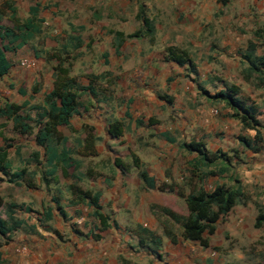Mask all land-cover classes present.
I'll use <instances>...</instances> for the list:
<instances>
[{
	"label": "crops",
	"instance_id": "obj_1",
	"mask_svg": "<svg viewBox=\"0 0 264 264\" xmlns=\"http://www.w3.org/2000/svg\"><path fill=\"white\" fill-rule=\"evenodd\" d=\"M89 1L92 0H86ZM147 2H153L156 10L153 16L147 15L154 25L153 39L148 36L127 37L133 32L119 28H111L106 34L94 29L87 35L78 30L84 28L82 23L77 25L73 21L67 23L69 31L57 36V48L66 53L78 54L80 48L87 47L89 51L86 68H81L83 61L78 58L74 63L75 71L69 69V74L87 88L81 90L80 105L77 112L70 116L69 125L58 127L61 137L66 138L65 143H57L58 152L65 147L76 162L71 166L59 163L53 173L49 172L51 165L46 161L45 147L36 144L34 134L37 129L32 128L28 135L33 138V151L13 169H24V176L11 183L27 187L26 191L33 195L40 210L36 216L29 215L31 210L25 208V215L17 216L24 222L0 245V264H230L234 257L232 251L216 250V241L226 248V233L255 234L261 227L255 226V220L259 209L264 213V86L253 84L254 90L249 95L258 106L257 118L261 122L262 136V147L252 151L242 143V139H254L256 130L244 127L239 119L231 115L232 109L223 101L212 99L201 91L203 88L212 95L233 83L222 80L215 91L208 90L203 85V78L199 77L198 65L191 58L196 69V72L191 70L195 75V85L193 82L179 84L174 80L169 87L167 80L171 78L168 77L166 64L179 69L188 66L163 59L167 46L181 47L183 43L181 33H176L173 38L175 30L193 31L190 41L197 47L196 55L215 54V47L205 41L212 36V31H209L212 24L219 21L215 19V13L226 8L227 3L224 5L216 0ZM250 3L251 6L246 7V2L242 9L250 17L259 18L264 14V0H252ZM34 4L38 5L37 16L41 18L40 3L34 0L29 7ZM168 19H173L172 24L164 28L165 24H169ZM187 19L194 20L193 28L188 26ZM43 21L40 19L38 23ZM174 21L178 22V28ZM139 23L141 27L140 19ZM230 24L224 28L227 32H230ZM116 30L124 34L120 45L115 42L113 31ZM160 30H165L162 35L163 51L160 57H153L152 53L160 51L155 43ZM41 32L35 31L28 42L38 38ZM50 36L46 39H54ZM133 38L142 40L143 44L131 43ZM254 39L251 36L248 41ZM248 41L244 47L238 48L222 40V50L229 53L236 51L239 61L244 64L243 69L247 63L242 53ZM32 51L33 72L37 75L45 70L51 84L45 83L47 89L42 95H38L41 87L36 92L30 87L29 99L24 102L31 104L39 98L38 103L32 104H43L44 94L52 88L55 58H46L47 52L41 55L42 50L35 47ZM94 54L96 60L92 62ZM256 54L261 55L257 49ZM9 60L11 70L13 62ZM23 62L21 60L17 65L26 66ZM75 72H81V75ZM107 75L111 78L108 79ZM188 84H192L193 89L185 94ZM18 92L26 94L22 87H18ZM82 95L86 97L84 102L81 101ZM87 103L91 106L88 107ZM172 111L174 121L169 117ZM115 120L122 123V133L118 137L112 136L108 130ZM190 141H201L216 158L204 165L199 160V154L185 145ZM134 155L138 157L139 165L134 163ZM36 165L39 168L37 171ZM141 169L156 185H165L164 190L147 186L139 175ZM33 181L36 185H32ZM217 184L240 186L247 199L235 204L218 221L215 233L209 236L208 246L181 237L182 228L177 224L173 225L177 238L171 241L163 232L164 216L154 213L151 206H165L186 215L185 210L174 207L175 198L184 201L177 191L186 195L200 186L211 189ZM76 187L99 193L98 209L109 216V226L101 227L99 219L93 214L94 206L86 198L79 199ZM48 210L50 218L46 217ZM74 219L78 224L70 223ZM81 220L83 222L79 223ZM141 227L160 236L161 242L156 243L149 238L140 242ZM19 230L21 234H18ZM216 236L219 239L216 240Z\"/></svg>",
	"mask_w": 264,
	"mask_h": 264
},
{
	"label": "rangeland",
	"instance_id": "obj_2",
	"mask_svg": "<svg viewBox=\"0 0 264 264\" xmlns=\"http://www.w3.org/2000/svg\"><path fill=\"white\" fill-rule=\"evenodd\" d=\"M33 1L34 0H0V25L11 26L14 22L16 23V21H14L13 19H18L20 21L25 19L29 15L28 7ZM37 1L41 5L39 13V16L41 18L39 19H44V21L43 23L36 22L35 29L36 31L42 32L38 36V38H35L33 41H29L23 48L14 52H7L9 58L13 62V68L10 70L8 75L0 77V105L4 101L23 105V102L29 99L28 95L30 93V87L32 88L34 87V85L37 87H41L42 89L38 95H42V93H44L47 89L45 83L49 82L51 84V78L47 76V72L45 70H42L41 73L37 75L33 72V47L41 49V55L45 51L51 54H61V62H63L64 66L68 67L71 71H75L74 68L76 66L74 63L78 58L82 59L83 61L81 63L82 67H80L83 69L86 68L85 60L89 55L88 47L86 49L80 48L78 54H74L75 52H70L71 54H69V52L66 53L58 49L56 46V40L59 39L57 36H60L63 33L69 31L70 26L67 24L68 22H75L77 25L82 23L81 25H83L84 28L78 30L86 33L87 35H89V32L95 31L94 29H97L98 31L105 34L107 33V30L111 28H119L123 29V31L135 32L140 28L137 14L141 6L146 15L153 16V12H156L154 3H148V0H92L91 2H86V0ZM216 1L222 2L224 5L227 3V6L226 8H223L220 13H215V19H219V21L212 24V29H209L210 32L212 31V36L208 41H205L211 43L215 47V54H213L212 52V54H210L209 56L205 54H201V56L196 55L197 47L194 46L190 41V37L193 33V31L190 29L188 31H173V38L176 37V33L182 34L184 39L180 48L186 49L190 53L189 56L198 65L199 77L203 78V85H205L208 90L215 91L221 84L222 80H225L227 83L239 85L241 87V96L243 98L251 99L249 95L254 90L253 84L263 86L264 84H262L257 78L249 79L246 82L241 78V76L244 78L242 74L244 64L239 61L238 56L235 54L236 51L234 52L233 50L231 53H229L222 50V40L225 39L226 41H229V45L242 48L244 47L248 39L252 36L259 42L257 52L264 54V12L262 13V16L256 18L250 17L245 10H242L245 7L246 2L248 3V5L246 4V7L251 6L250 2L252 0ZM254 1L256 2V0ZM7 2H10L16 9V14L13 18L12 12L6 6ZM237 4H241V6H238ZM150 5H152V7ZM155 16H157V14H155ZM97 20H99V22ZM154 20L159 21L161 19ZM180 20L183 19H178V21ZM163 21L165 22L166 19H163ZM168 21L169 24H165L164 28L172 24L173 19H168ZM187 22L188 26H190L191 28L194 27V20L187 19ZM228 23H231L230 32L224 30V28L227 27ZM173 24L177 26V28L179 27L178 22L176 23V21H174ZM205 26L207 27V24ZM255 31H257V33H255ZM159 32L160 35L158 33L156 34L157 36L155 39V43L157 44V49H160V51L159 53H152L153 57H160V54L163 51L164 47L162 35L165 30H160ZM48 35H51L50 37H53L54 39H46ZM236 38H239V40H236ZM131 43L143 44V41H139V39L133 38ZM44 46H46V48H44ZM91 52L94 51L92 50ZM21 60L25 62L24 64H26V66L23 65L21 67L20 65H17V63ZM95 60L96 57L94 54L92 62H95ZM53 62L57 63V59H54ZM50 63L49 66L51 65ZM166 65L168 77L171 78L167 80L169 87L173 85L174 80H177V83L179 84H181V82L184 84L187 82H193L195 75L188 67L183 66L179 69L169 63ZM75 73L81 75V72ZM107 76L108 79L111 78L110 75ZM261 76L264 77V73ZM193 85H195L194 82ZM193 85L188 84V88L184 90V93H190V90L193 89ZM18 87L25 88L26 94H20L18 92ZM177 88L179 89V87ZM33 97H31V99ZM39 101V98H37L30 103H38ZM81 101H86V97L84 95L81 96ZM31 104L23 105L21 112L23 113L29 110ZM90 106L91 105L88 104V107ZM216 108H218L217 115H219V106L217 105ZM173 113L174 111H172L169 116L172 118V121H174ZM209 126H211L210 122ZM63 129L67 130L66 128ZM61 131L63 130L61 129ZM33 148L32 136L28 134H20L13 128L11 120L0 117V151H2L3 149L7 150L8 158L12 162V169L10 171H13L15 166L19 165V161L23 162V160H26L27 156L31 153V151H33ZM103 157H106V155ZM35 169L36 171L39 169L37 165L35 166ZM184 181L186 182V180ZM32 183V185H36L35 181H33ZM26 188L27 187L25 186L9 182L8 176H4L0 171V198L2 200L0 211L3 217H6V207L12 203L15 204L13 210L16 216L23 217L25 215V208H29L31 210L28 211V213H30L29 215H38V210H40V207L38 206L36 201H34L33 195L26 191ZM174 201V207H176V210L180 208L181 210H185L186 213H188L187 207L186 205H184L183 200L175 198ZM76 220H70V223L76 225L78 224ZM81 222L83 221L81 220L79 223ZM28 230L30 229L28 228ZM21 233L22 231H20L18 234ZM64 235L66 236L65 233ZM225 238L227 247L225 248L224 246H222V244H217L218 241H216L215 249L220 252L230 249L234 256L230 264H264V222L255 234L226 233ZM217 239H219L218 236H216V240ZM6 241V238L0 236V245L5 243ZM23 245L27 246L26 244ZM23 245H20V247H22Z\"/></svg>",
	"mask_w": 264,
	"mask_h": 264
},
{
	"label": "trees",
	"instance_id": "obj_3",
	"mask_svg": "<svg viewBox=\"0 0 264 264\" xmlns=\"http://www.w3.org/2000/svg\"><path fill=\"white\" fill-rule=\"evenodd\" d=\"M6 6L12 12V18L15 16L16 9L10 2ZM38 5L34 4L29 7V16L22 21H16L13 25H0V76L7 74L11 67V61L7 56L8 51H14L28 42L34 36L35 23L40 21L38 14ZM1 18V15H0ZM137 18L141 20L142 25L139 30L126 35L132 36H148L153 39L155 31L151 19L144 13L142 6L140 7ZM115 33V42L120 45L124 40L122 31H113ZM257 33V31H255ZM259 45L257 39L249 40L244 52L242 53L243 60L247 63V67L242 70V74L246 80L250 78H257L264 84V54H256V49ZM46 58H55L58 60L54 66L53 84L48 93L44 94L43 104H31L29 110L21 112L23 105L28 104L24 102L23 105L17 103H10L4 101L0 105V117L11 120L13 128L20 134H30L32 128L37 129L34 134V140L37 145L45 147L46 161L50 167L51 173L55 171L57 164L71 166L76 161L70 156L69 150L65 147L58 152L57 143L59 141L65 143L66 138L61 137L58 130L59 126L69 125L70 116L77 112L80 105L79 96L81 90L87 87L82 86L76 77L69 74V68L64 66L59 53H47ZM163 59L165 61H173L179 65H187L190 70L196 72L195 64L188 54L186 49H182L175 45L167 46L164 49ZM261 74V75H260ZM93 82V81H92ZM91 88V86H90ZM34 92L39 88L34 85L32 88ZM201 91L212 99L223 101L228 107L232 109L231 115L240 120L242 125L246 128L256 130L255 138L249 139L244 137L242 143L252 151H258L262 147V136L260 132L261 122L257 118L259 113L258 106L249 98L241 96V88L235 84L226 86L225 88L216 91L210 95L207 90ZM23 92V91H20ZM162 98H167L166 95H160ZM34 123V124H33ZM33 124V125H32ZM112 136H119L122 133V123L118 120L110 123L108 128ZM189 150L196 151L199 154V160L207 165L216 158L215 154L209 153L201 141H190L185 144ZM37 153H35V156ZM133 161L139 165L137 156H133ZM12 169V162L8 158L6 149L0 151V171L4 176H8L9 182H17L18 179L23 178L24 169ZM210 174L213 171H208ZM141 179L149 187H158L164 190L165 185H156L152 178H150L144 169L139 171ZM173 189V188H172ZM78 191L79 199L86 198L90 205L94 206L93 214L99 219L102 228L109 226V216L99 211L98 198L99 193H91L90 190H83L79 187L75 188ZM179 196L184 198L188 213L186 215L180 214L168 207L153 204L151 209L154 213L164 216L163 232L171 240L175 241L177 236L173 230V225H180L181 237L188 240L198 241L202 246L209 245V236L215 233L216 226L232 207L244 202L247 199L246 193L240 186H225L217 184L211 189H205L200 186L193 189L188 194L184 195L180 190L177 191ZM2 200L0 198V206ZM13 207L15 204H10L6 207V217L1 215L0 211V236L6 239L11 233L19 228L24 222L23 219L18 218L14 214ZM51 213L48 210L46 217L50 218ZM264 222V213L259 209L255 220V226L259 227ZM140 242L149 238L156 243L161 242L160 236L154 234L147 228H140ZM1 255V253H0ZM1 262V260H0Z\"/></svg>",
	"mask_w": 264,
	"mask_h": 264
},
{
	"label": "built area",
	"instance_id": "obj_4",
	"mask_svg": "<svg viewBox=\"0 0 264 264\" xmlns=\"http://www.w3.org/2000/svg\"><path fill=\"white\" fill-rule=\"evenodd\" d=\"M23 63H25V62H23Z\"/></svg>",
	"mask_w": 264,
	"mask_h": 264
}]
</instances>
